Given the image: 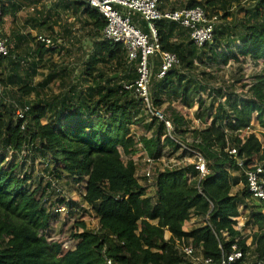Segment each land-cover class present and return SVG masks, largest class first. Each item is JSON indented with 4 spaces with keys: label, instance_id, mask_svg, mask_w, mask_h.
Returning a JSON list of instances; mask_svg holds the SVG:
<instances>
[{
    "label": "trees",
    "instance_id": "1",
    "mask_svg": "<svg viewBox=\"0 0 264 264\" xmlns=\"http://www.w3.org/2000/svg\"><path fill=\"white\" fill-rule=\"evenodd\" d=\"M25 1L36 3L35 13L27 20L38 33H54V24L64 15H75L78 20L83 17L87 33L96 41L82 68L75 71L70 65L53 63L46 55L56 47L39 42L31 61L21 58L15 50L24 41L36 40L30 32L13 34V47L11 37L7 38L15 58H0V67L7 64L13 68L11 73L0 71V86L8 92L14 90L17 96L7 102L0 92V147L10 149L14 157L25 149L40 153L51 178L45 186L38 178V186L32 188L28 184L36 181V175L27 171L21 175L18 161L5 168L6 153L0 152V264H106L107 259L112 264H186L184 244L214 259L237 244L243 257L233 264H264V200L252 195L237 163L238 158L249 163L257 157L264 170V140L255 133L240 136L252 129L255 114L264 125V0H256L253 6H244L242 0H188L180 5L159 0L163 10L202 6L221 20L232 18L217 25L213 40L203 46L178 22L156 21L162 48L176 53L180 60L179 66L162 77L160 57L150 61L154 104L163 109L168 103L164 111L174 126L172 134L158 117L149 121L141 98L125 87L138 79V61H129L121 43L101 39L106 21L97 9L83 0H57L41 8L40 0H7V4L1 0L0 23L16 16ZM235 1L239 6L236 11L232 10ZM240 10L243 17L237 15ZM133 20L145 32L149 30L139 15ZM69 27L63 30L71 34ZM241 55L255 63L263 61L247 97L233 89L204 84V79L214 78L207 68L226 65ZM43 66L49 72L35 81ZM31 96L33 99H28ZM175 101L188 107L197 104L196 118L211 122L204 128L189 127L190 121L172 105ZM144 122L152 133L141 140L149 157L162 159L166 147L173 152L182 149L183 156L194 157L199 152L205 157L209 173L201 179L202 192L197 187L200 171L190 163L158 172L156 194H148L133 159L139 148L132 126ZM232 148L238 155L230 153ZM123 155L129 159L125 161ZM64 176L85 182L82 199L95 210L99 228L94 231L85 221L77 222L73 236L78 243L60 257L62 244L50 241L47 233L57 213L44 203L54 183ZM240 184L243 187L234 194V186ZM59 202L76 206L65 197ZM242 204L249 210L245 225L251 233L247 236L245 227L236 228ZM193 214L203 217L204 223L186 230L184 224ZM167 231L170 239L165 236Z\"/></svg>",
    "mask_w": 264,
    "mask_h": 264
},
{
    "label": "rangeland",
    "instance_id": "2",
    "mask_svg": "<svg viewBox=\"0 0 264 264\" xmlns=\"http://www.w3.org/2000/svg\"><path fill=\"white\" fill-rule=\"evenodd\" d=\"M177 1L178 5L186 4L188 0H173ZM55 0H40V3L38 4V7H42L44 5H50L51 3H54ZM256 0H242V4L244 6L247 5H255ZM238 2L235 1L233 5L236 7L235 9H232L234 11L238 10L239 6H237ZM25 8L16 16H8L4 20V23H0V36L3 38H10V45L13 47L15 44V37L13 34L15 33H28L31 32L33 35L37 33V31L32 30V25L28 22V18L32 15V13H35V6L36 3H32L30 1H25L24 3ZM183 8V7H181ZM224 12L221 11L220 15H223ZM238 17H243L244 12L238 11L237 12ZM66 15H64V20H67ZM72 27V32L75 31V40L71 41V37L67 35V33H64L63 27L62 30L58 26H54L52 32L47 31H40L41 33L51 35L53 38H55V47L56 50L52 52L49 55H46L47 58H50L53 63L57 64L58 66L62 65H70L73 67V69L79 70L78 68H82L84 65V61L87 59L88 54L90 53L89 50H92L93 47L91 46H79V39L87 37V30L88 27L84 25L83 17L74 19L73 17L70 18ZM232 18L229 17L226 20L230 21ZM69 20V19H68ZM226 20H221L220 17V23ZM35 29V28H34ZM59 30V31H58ZM39 32V33H40ZM74 35V34H72ZM27 46V47H26ZM28 48V54H32L39 48V44L36 40L30 39L29 41H24L20 44V47L18 50H15L17 54H20V56H25V50ZM235 49V48H234ZM88 50V51H87ZM32 56V55H30ZM47 66L50 65V63L46 64ZM46 66V67H47ZM263 66V61L261 60L258 63H255L248 57L240 56L238 60H231L228 64L224 65H214L212 68H207V71H211L213 74L212 79L206 80L204 79V84L208 85L211 88H219L223 87L228 90L233 89L236 93L242 94L243 97H247L246 93L249 91L250 86L252 85L254 81V77L256 74L261 72ZM46 67H41V74L35 79V81H38L39 79H42V76L46 75L49 72V69ZM232 84H235L234 86H231ZM58 83L53 84V88L55 91L58 90ZM244 85V86H243ZM0 92L3 93L6 98H4L7 102H12L15 100V97L17 96L16 93H14V90L9 91L4 89L2 86H0ZM245 94V95H244ZM207 92H204V97H206ZM15 96V97H14ZM28 99H33V97H29ZM224 101H226V98H224ZM186 119L190 121L189 127L191 128H204L206 125H208L211 122V119L205 118V120H200L196 118V111L198 109V105L196 104L193 107H188L184 103L180 101H175L172 104ZM217 105V104H216ZM168 103H166L163 106V109L167 111ZM21 108L20 111L21 112ZM168 113V112H167ZM252 130L251 133H255L261 140H264V125H262L256 114L253 117L252 122ZM134 137L136 138L138 142V148L136 154L133 155V159L137 164V176L140 178V181L147 187L148 194L150 196H154L156 194V179L152 182H148L147 180L141 178V174L143 169L147 168V165L144 164V161L146 160L145 157L147 156V153L145 150L142 149L141 140L144 136H151V131L148 129V124L144 122L143 124H137L132 126ZM182 137V136H181ZM187 141H190L191 138L189 134H186ZM6 153V161L4 163L5 168H9L12 163H15L18 161V172L22 175L25 171L30 172L31 175L34 173L36 175V181L30 182V185L32 188H36L38 186V178L42 179V186H45L47 184V181L50 180L51 174L47 172L45 169L46 164L41 159L40 153H34L33 150L30 151V149H25L21 151L19 154H17L16 157H14L13 152L10 149H7L5 147H0V152ZM173 148L166 147L164 150V153L166 155L163 156L162 161H158L156 165H153V171L155 174H158L160 171H164L166 169V165L168 167H173L171 164L178 163L179 161L186 162V164H190L193 161H195L194 157L191 155H185L183 156V150L180 149L177 152H173ZM171 155V156H170ZM123 159L127 161L129 159L128 156L123 155ZM183 164V165H186ZM172 169V168H171ZM234 175V173H233ZM157 178V177H156ZM192 179V178H191ZM243 187V184H240L238 186H234L233 193L236 194V192ZM85 182L77 183L68 176H64L63 179H60V182H55L54 187L49 190L50 195L45 198V207H48L49 210L52 212L57 213V217L53 218L51 220L50 229H48L47 233L48 238L50 241H58L62 244V247H74L77 244V240L74 238V232L78 231L77 228V222L79 221H85L88 228L94 231H97L99 228V218L97 217L95 210L92 207H89L87 203L83 201V195L85 194ZM62 197H65L68 201L72 200L76 203V206H73V208L65 207L64 209L59 210L57 212V208L60 204L59 199H62ZM60 207V206H59ZM57 208V209H56ZM56 209V210H55ZM241 209V216L237 218L238 224L236 228H244L245 227V233L246 236L250 235L251 229L249 227H246V221L249 216V210L244 207V204L240 205ZM156 222V221H154ZM204 223L203 217L192 215L191 219L189 221H186L184 224V228L186 230L192 229L195 227H198ZM138 227L140 228V225L138 224ZM166 238L170 239L171 234L169 231L166 232ZM248 243L252 242V238L248 236L247 238ZM196 256H188L186 264H201L200 260L197 259V257H200V252L196 251Z\"/></svg>",
    "mask_w": 264,
    "mask_h": 264
},
{
    "label": "built area",
    "instance_id": "3",
    "mask_svg": "<svg viewBox=\"0 0 264 264\" xmlns=\"http://www.w3.org/2000/svg\"><path fill=\"white\" fill-rule=\"evenodd\" d=\"M83 1L88 3L89 6L97 9L105 18L106 25L102 31L101 39L114 43H121L126 49L129 61H138L137 69L139 77L133 84L125 85V87L127 89H134L137 96L141 98L148 120L151 121L154 117H158L160 120L165 121L169 133L172 134L174 126L172 121L169 120L168 114L164 109L158 108L154 104L151 91L152 66L150 61L156 55L160 57L159 77H162L172 68L179 66L180 60L176 53L162 48L156 21L159 19H169L178 22L183 27L191 30L192 39L198 46H203L205 43L213 40L215 28L220 24L219 15H210L202 6L163 10L159 6V0ZM2 13V2L0 0V19ZM134 15H139L141 19L147 22L149 29L147 32H145L139 24L134 22ZM35 37L37 42L43 43L47 47H55V42L51 36L44 33H37ZM9 56L15 58V56L10 54L8 39L0 36V58ZM19 115L23 116V112L21 111ZM251 130L252 129L249 128L244 130L240 136L244 138L245 135L251 133ZM230 153L238 155V150L232 148ZM145 159L144 164L147 165V168L143 169L140 177L148 182H152L157 177L152 167L163 159L156 160L148 155ZM194 159L195 161L192 163H195L196 168L200 171L197 187L202 192L201 179L209 173V170L205 157L199 152L195 153ZM245 161L246 159L243 158L237 159L238 165L246 176L248 188L254 197L264 200V179L262 177L264 170L262 166L258 164L257 157L249 163ZM183 164H186L184 160L171 164L173 166L171 168L174 170L181 167ZM168 168L170 167L166 165V169ZM59 206L57 207L59 209L56 208L57 212L66 207L65 204H60ZM247 244L251 245L248 241ZM72 248L73 247L69 248L67 246L63 247L60 256L64 255ZM182 250L185 252L187 258L188 256L192 257L197 255L195 248L191 245H182ZM242 257L243 250H241L237 244H234L232 246V251L229 253L224 252L219 259H214L212 257L206 258L202 254H200V257H197V259L200 260L201 264H233ZM106 264H112V260L107 259Z\"/></svg>",
    "mask_w": 264,
    "mask_h": 264
},
{
    "label": "crops",
    "instance_id": "4",
    "mask_svg": "<svg viewBox=\"0 0 264 264\" xmlns=\"http://www.w3.org/2000/svg\"><path fill=\"white\" fill-rule=\"evenodd\" d=\"M4 1H6V4H7V0H4ZM55 1H57V0H55ZM51 4H53V3H51ZM50 4V5H51ZM50 5H47L48 7L50 6ZM25 8V6H23L22 7V9L18 12V14L23 10ZM39 8V7H38ZM41 8V7H40ZM17 14V15H18ZM16 15V16H17ZM11 16V15H10ZM16 16H14V17H16ZM79 16V15H78ZM71 17H73L74 19H76L77 17L75 16V15H72V16H68L67 14H66V18H67V20H65V22L63 23L62 21L64 20V16H63V19L62 20H59V23L58 24H54V26H58L61 30H62V27H63V29H65L66 30V28H68L69 26V28H71L72 29V27H71V25H73V23H71ZM65 18V19H66ZM69 19V20H68ZM32 30H35V31H37L36 29H34V28H31ZM59 31V30H58ZM64 31V30H63ZM75 31H73L71 34L70 33H67L66 31H64V33H67V35L68 36H70L71 37V41H73V40H75V39H73V38H75L76 36H75V34L76 33H74ZM87 32H88V30H87ZM86 32V34H87V37H85V38H81V39H79L80 41H79V43H78V45L79 46H91V47H94V45H95V38H93V37H91V36H89V34ZM31 33V32H30ZM37 33H38V31H37ZM36 33V34H37ZM35 34V35H36ZM72 34H74V35H72ZM33 35V34H32ZM35 35H33V36H35ZM15 45V44H14ZM27 47V46H26ZM18 50V49H17ZM36 51V50H35ZM88 51V50H87ZM90 51V53L93 51V48H92V50H89ZM89 53V54H90ZM89 54H88V56H89ZM18 55H20V54H18ZM30 55H32V56H30ZM34 56H35V52L34 53H30V54H28V48H26V50H25V56H20L21 58H23V59H25V60H27V62L28 61H31L33 58H34ZM88 58V57H87ZM23 63H26V62H24L23 61ZM0 71H4V72H12L13 71V68H12V66H10V67H7V64H4V65H2L1 67H0ZM76 71H78V70H76Z\"/></svg>",
    "mask_w": 264,
    "mask_h": 264
},
{
    "label": "clouds",
    "instance_id": "5",
    "mask_svg": "<svg viewBox=\"0 0 264 264\" xmlns=\"http://www.w3.org/2000/svg\"><path fill=\"white\" fill-rule=\"evenodd\" d=\"M77 243H78V240H77ZM75 247H76V245H75L72 249H70V250H74ZM70 250H68V251H70ZM62 251H63V247H62ZM68 251H67V252H68ZM67 252H66V253H67ZM61 253H62V252H61ZM59 256H60V255H59ZM62 256H63V255H62ZM60 257H61V256H60Z\"/></svg>",
    "mask_w": 264,
    "mask_h": 264
}]
</instances>
